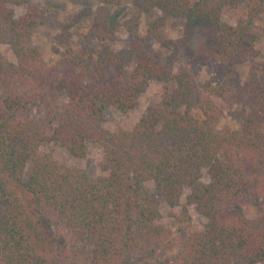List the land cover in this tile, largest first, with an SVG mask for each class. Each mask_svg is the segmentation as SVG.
<instances>
[{
	"label": "trees",
	"instance_id": "obj_1",
	"mask_svg": "<svg viewBox=\"0 0 264 264\" xmlns=\"http://www.w3.org/2000/svg\"><path fill=\"white\" fill-rule=\"evenodd\" d=\"M131 2L125 46L116 47L119 29L103 7L54 21L33 0H0V264H264V213L250 214L264 202V62L253 53L264 0ZM241 5L247 16L226 23L224 10ZM158 13L184 20L182 44L163 32ZM85 17L93 25L73 45ZM47 24L63 47L53 65L32 42ZM204 67L210 78L200 85ZM153 81L173 86L133 129L107 128V110L135 109ZM219 102L245 112L240 129L218 128ZM48 143L76 159L101 147L105 175L94 181L59 162L42 150ZM159 197L170 208L194 206L204 230L181 219L175 231L166 227Z\"/></svg>",
	"mask_w": 264,
	"mask_h": 264
},
{
	"label": "rangeland",
	"instance_id": "obj_2",
	"mask_svg": "<svg viewBox=\"0 0 264 264\" xmlns=\"http://www.w3.org/2000/svg\"><path fill=\"white\" fill-rule=\"evenodd\" d=\"M40 6H45L53 11L55 16L54 21H70L79 15L83 10L93 11L98 13L99 7H103L105 13L113 15L112 24L114 27L119 29L116 33L115 45L116 47L125 46V40L127 34L123 29V22L134 13L135 7L131 0H33ZM17 16L22 15L25 12L23 7H15ZM162 15L165 18V24L163 32L169 37L175 40L179 45L182 44L185 36V25L183 19H175L167 15ZM247 16V9L245 5L233 8L227 7L224 10L223 20L233 26H237L238 23ZM154 16H144L141 24L140 33L141 36L146 35L147 26ZM254 33L258 37V41L254 48L255 59L258 63L263 64L264 62V14L257 16L255 21ZM93 21L91 17L81 18L76 26V34L73 37V45H76L78 37L85 35L89 32L92 27ZM60 30L51 24L39 27L33 31L32 42L35 47L41 49L45 53V59L48 64L53 65L56 63L63 52V47L57 41ZM194 41L191 47L196 44ZM157 48L162 52V60L166 62L169 54L164 52L157 44ZM2 54L10 61L16 62V58L7 45L1 46ZM249 62H243L238 65V75L245 81L249 74ZM197 82L203 85L210 78L209 68H201L195 75ZM173 83H164L159 81H153L149 84L146 91L141 95L138 106L129 111L127 114L120 112L114 107L109 108L106 112L107 115V128L131 130L137 124L141 116L145 113L147 108L152 104H157L161 101L160 93L172 87ZM221 108L224 111L221 117L218 128L220 130H236L242 126V118L245 115L244 111L237 106H233L226 102H219ZM36 117H42L40 111L35 112ZM43 151L53 153L54 157L61 163L70 167H79L86 169L92 180H97L98 177L105 175L102 170L101 164L105 161L104 151L101 147L91 144L87 149V157L84 159H76L72 157L65 149L61 148L56 143H48L42 147ZM264 173V171H262ZM203 181L209 182V175L205 172ZM148 187L155 189V184L149 182ZM187 193V192H186ZM158 194V193H157ZM160 209L162 213V219L166 227L175 231L180 223V219L184 220L185 223H189L193 230L203 231L205 227V219L200 215L194 206L187 205L186 201L176 208H170L164 201L159 197ZM264 213V202L257 207L251 208L250 214L255 216L257 214Z\"/></svg>",
	"mask_w": 264,
	"mask_h": 264
}]
</instances>
